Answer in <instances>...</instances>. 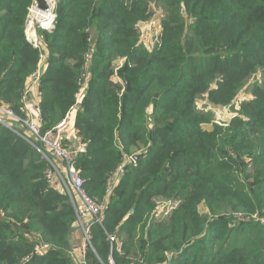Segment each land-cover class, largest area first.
Returning a JSON list of instances; mask_svg holds the SVG:
<instances>
[{
  "label": "trees",
  "instance_id": "trees-1",
  "mask_svg": "<svg viewBox=\"0 0 264 264\" xmlns=\"http://www.w3.org/2000/svg\"><path fill=\"white\" fill-rule=\"evenodd\" d=\"M34 2L0 0V108L26 118L43 54V135L84 75L74 129L86 151L73 166L104 211L88 223L83 261L264 264V0H54L41 53L24 35ZM156 13L163 27L149 50L138 26ZM200 99L235 115L218 123ZM11 124H0V264H74L76 200L47 182L50 166Z\"/></svg>",
  "mask_w": 264,
  "mask_h": 264
},
{
  "label": "built area",
  "instance_id": "built-area-1",
  "mask_svg": "<svg viewBox=\"0 0 264 264\" xmlns=\"http://www.w3.org/2000/svg\"><path fill=\"white\" fill-rule=\"evenodd\" d=\"M48 6V12H42L38 9L37 4L34 2L28 9L27 18L24 26V35L26 42L38 50L41 53V40L38 36V31L51 32L54 29L55 23V13L54 0H46ZM44 56L40 54V60L38 62L35 72L31 75L25 92L22 97V102L24 106L25 119H19L13 115L11 111L5 107L0 108V124L10 130L11 123L14 121L19 125H23L29 131L31 136V142L27 140L24 136L21 137L28 142L35 150H37L41 157L48 163L50 169L46 173V180L49 184L60 186L64 192L69 196L71 201L76 200V205L80 207L75 208L79 225L86 237V242L89 244V222L101 224L103 220V204L93 203L82 190V180L78 176L74 166L73 159L86 151L85 143H80L77 139V145L74 149H67L65 147V140H69L68 136L70 130H74V117L71 119L72 115L76 113L79 109L82 101L83 92L86 89V84L84 80V75L77 80L78 91L75 93V102L69 109L65 117L52 129L40 135L39 132V122H40V112L38 109V102L30 101L29 96L38 89L39 80L42 72L45 69ZM3 117V118H2ZM75 131V130H74ZM73 132V131H72ZM76 132V131H75ZM35 143L40 146L36 147ZM74 143V142H73ZM132 160V158H129ZM124 172V166L121 165L116 168L115 172L111 175L109 183L106 189V194H109L113 187L117 184L119 178ZM82 219L89 220L87 225H83ZM108 240L110 244H115L119 247L117 239L113 236L108 235ZM47 247L41 246L38 251H42ZM74 254V252L72 253ZM85 254V251H83ZM79 264H86L83 261V256L79 257ZM110 263H111V259Z\"/></svg>",
  "mask_w": 264,
  "mask_h": 264
},
{
  "label": "rangeland",
  "instance_id": "rangeland-1",
  "mask_svg": "<svg viewBox=\"0 0 264 264\" xmlns=\"http://www.w3.org/2000/svg\"><path fill=\"white\" fill-rule=\"evenodd\" d=\"M162 27H163V24H162L161 18L157 13L150 20H148L146 23H140L139 24L138 31L140 33V41L149 50L153 49L156 41L159 40V36H160L161 31H162ZM240 97L242 98L243 95H241ZM196 107L211 112L214 115L215 121L218 123L225 124L226 122H228V120L231 117H233L235 115V113L229 112L225 108L214 107L211 104H208L207 101L202 100V99L196 101ZM236 108H238V106ZM73 117H74V114L72 115L71 119ZM18 128H20L19 133L23 134L24 137L31 142L32 138H31L27 128L24 127L23 125H18ZM210 128H211L210 125L204 126V129L209 130ZM38 145H39L38 143H35L36 147H38ZM78 207H80V205ZM88 222H89V220L82 219L83 225H85V224L87 225ZM77 230H78L77 234L73 238V247H72L73 251L70 253L71 257H72L71 258L72 263L74 262V264H79L78 260L80 259L79 257L83 256V251L86 252V250L90 248L89 247L90 245H88V243L86 242V237L83 234V231H82L80 225L78 226ZM73 252H74V254H72ZM108 263L111 264L110 260L108 261Z\"/></svg>",
  "mask_w": 264,
  "mask_h": 264
},
{
  "label": "crops",
  "instance_id": "crops-1",
  "mask_svg": "<svg viewBox=\"0 0 264 264\" xmlns=\"http://www.w3.org/2000/svg\"><path fill=\"white\" fill-rule=\"evenodd\" d=\"M38 99H39V91L38 90H36L35 92L33 91V93L29 96V100L31 102L32 101L38 102ZM74 130H72V129L70 130V133L68 135L70 137V139L65 140V147L67 149H74V147H76V145H77V142L79 141V140L76 141L77 139H75L76 132Z\"/></svg>",
  "mask_w": 264,
  "mask_h": 264
},
{
  "label": "water",
  "instance_id": "water-1",
  "mask_svg": "<svg viewBox=\"0 0 264 264\" xmlns=\"http://www.w3.org/2000/svg\"><path fill=\"white\" fill-rule=\"evenodd\" d=\"M35 3L37 4V7H38V9L40 11L45 12V13L48 12L49 9H48L46 0H35ZM125 83H126V91H128L129 88H130L129 87V82L128 81H125ZM140 157H141V154L134 155L132 157L133 162H136L137 159H139Z\"/></svg>",
  "mask_w": 264,
  "mask_h": 264
}]
</instances>
